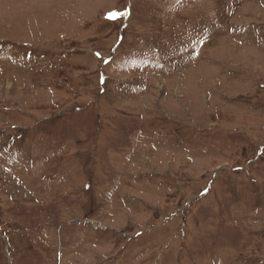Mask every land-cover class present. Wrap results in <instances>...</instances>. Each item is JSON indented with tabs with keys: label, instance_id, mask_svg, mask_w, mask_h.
Listing matches in <instances>:
<instances>
[{
	"label": "rangeland",
	"instance_id": "obj_1",
	"mask_svg": "<svg viewBox=\"0 0 264 264\" xmlns=\"http://www.w3.org/2000/svg\"><path fill=\"white\" fill-rule=\"evenodd\" d=\"M0 264H264V0H0Z\"/></svg>",
	"mask_w": 264,
	"mask_h": 264
},
{
	"label": "snow or ice",
	"instance_id": "obj_2",
	"mask_svg": "<svg viewBox=\"0 0 264 264\" xmlns=\"http://www.w3.org/2000/svg\"><path fill=\"white\" fill-rule=\"evenodd\" d=\"M116 13H113L112 16L110 17L111 19H115L116 18Z\"/></svg>",
	"mask_w": 264,
	"mask_h": 264
}]
</instances>
